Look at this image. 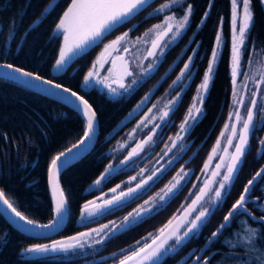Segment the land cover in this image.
Segmentation results:
<instances>
[{
    "label": "trees",
    "instance_id": "1",
    "mask_svg": "<svg viewBox=\"0 0 264 264\" xmlns=\"http://www.w3.org/2000/svg\"><path fill=\"white\" fill-rule=\"evenodd\" d=\"M50 2L51 0H0V62L15 65L46 79H53L84 96L96 113L98 137L92 151L60 175V185L67 200L68 219L58 234L50 238L25 236L11 228L0 215V264H107L108 259H96L119 251L155 232L176 213L186 200L227 119L232 90L231 4L230 0H185L184 5H192L185 32L164 52L156 69L133 91L112 98L95 84L83 89L81 84L84 76L104 44L126 31L130 37L139 36L161 21L162 14L151 11L166 0H150L148 5L126 23L106 34L97 45L74 56L58 73H53L52 68L61 46V36L56 35L53 38V29L71 0H58V6L43 19L39 27L34 30L31 27ZM251 8L253 22L247 36L244 56H247L252 47L260 50L264 57L262 0H251ZM205 12L208 15L202 21ZM219 27H222L223 45L203 101L204 114L187 133L189 144L185 152L158 182L138 198L131 200L126 206L105 212L101 217L78 224L77 219L83 203L136 172L134 167L120 169L110 173V177L98 187L87 190L112 159L110 154H106V150L118 136L108 137L109 132L126 117L128 118L119 132L124 133L131 129L136 121V115L130 116L132 110L140 107L147 97V103L150 104L162 96L195 49L191 67L195 70L194 74L159 131V141L153 155L158 153L164 141L177 133L179 124L183 121L196 87L204 75ZM10 31L14 35L11 41L8 40ZM58 113L62 118H56ZM258 122L260 124L256 125L249 137L248 150L224 199L206 225L194 239L186 241L177 251L164 256L159 264H187L220 224L246 182L261 166L264 161V143H260L264 140V112ZM84 125L81 116L64 105L0 78V190L27 218L38 223L51 219L52 206L47 188L48 165L56 154L80 139ZM181 166L191 170L190 177L161 210L115 234L102 244L94 245L89 253L69 256L57 253L31 258L21 254L30 245L50 242L121 218L162 189ZM250 198L256 199L255 202L246 204L252 217L242 211L234 216L205 253L204 257L210 254L209 264H264V177L254 185Z\"/></svg>",
    "mask_w": 264,
    "mask_h": 264
},
{
    "label": "snow or ice",
    "instance_id": "2",
    "mask_svg": "<svg viewBox=\"0 0 264 264\" xmlns=\"http://www.w3.org/2000/svg\"><path fill=\"white\" fill-rule=\"evenodd\" d=\"M178 3V0H166L165 3L159 5L154 11H163L165 8H169L172 5ZM149 4V0H71V3L67 9L63 12L59 21L55 24L53 29V38L57 34L63 35V42L59 48L58 56L54 63V69L60 70L63 66L73 57L78 54L83 53L86 49L91 46L97 45L106 34H110L111 31L115 30L118 26L126 23L131 17L134 16L141 8ZM242 4V9H241ZM232 5V17H231V31H232V45H231V75L233 83L234 96L237 92L236 87V77L241 71V58L245 50V43L250 32V28L253 22V12L251 10V0H231ZM58 6V0H51V2L46 5L43 10L41 17L38 18L34 24L31 26L33 30L43 22V19L53 11ZM184 16L173 23H168L167 26L162 30L159 29V25H154L153 28L157 29L154 38L151 40V47L147 51V58H153L152 62L148 64L147 68H141V73L144 76L149 75L154 68L158 66L159 58L164 55L165 49L170 46L172 42L181 34L182 30L187 26L189 18L192 12V5H188L187 9L184 10ZM208 13L205 12L202 17V21L207 17ZM166 20H174L175 17L168 16L165 17ZM223 19L221 18V25ZM199 27V25H197ZM149 32L152 29L148 30ZM128 32L123 33L116 40L111 42V45H105V52L101 53L97 57V60L93 63L92 68L84 76V82L88 85L91 81H95L96 84H102L111 93H117L118 90H123L124 93H128L132 90V87L138 84L140 81H133V85H126L124 83V78L132 76L133 73L129 70L127 62L122 63L121 71L115 73V79L110 76H105L100 78L98 68H103L104 63L101 61H107V50L118 45L125 37H127ZM168 37L169 39H165ZM14 39V35L10 31L8 40ZM147 42V41H145ZM222 43V27L217 31L216 35V47H213L211 58L208 61L207 68L205 70L202 83L198 86L197 96L194 97V103L190 106L188 113L186 114L183 122L179 125V130L177 131L174 138H170V146L168 151L164 152L161 156V160L167 157L168 152L172 151L173 148L177 147L179 142H181L192 127L199 121L203 113V101L206 97V93L209 88V84L214 72V66L219 55L218 47ZM128 48H124V52L127 53ZM195 51V50H193ZM193 57H189L188 62H185L184 67L181 69V74L177 77L173 84H176L189 70L190 62ZM113 67L109 69L110 73L116 68L115 61H112ZM0 69L6 71L0 72V77H3L11 81H19L22 85L26 86L28 89H36L40 93L46 94L48 96H54L51 90H56L58 93L65 94V98L60 99L67 104L74 105L73 107L79 110L81 116L86 120L83 128V135L80 139L73 144L70 148L61 151L58 155L54 156L48 167V178L49 184L52 190L53 199V219L47 224H37L31 219H28L16 207L13 203L5 198V193L0 191V204L6 206V211L10 210L11 214L21 222L23 225L30 226L32 228L48 229L55 227L62 217L67 213V200L64 191L60 187L59 180L57 179L59 170L62 165H65V161L68 156L74 152V150H82V154H86L94 141L96 135L97 125H96V113L93 110L91 104L84 96L79 95L76 91H73L69 87H65L61 83L55 82L53 79H45L39 74L33 72L25 71L23 68L15 67L12 64H0ZM143 78V77H142ZM259 83V82H258ZM113 85H116L115 87ZM171 87V86H170ZM256 94L253 93V99L251 101V106L247 109V116L241 121L240 110L236 109L235 113H230V117L235 115L238 122L242 123V127L237 129V124L232 123L230 126L226 123L225 128L231 127V135L228 136V144H233V137L238 135V140L234 144L235 151L227 159L224 155L220 156L221 163L216 165V170L213 171V177L221 176L219 180V186L216 187L214 195L210 197L211 207L204 206L202 201L205 200V196L210 190V183L208 181L204 182V186L200 188L199 192L196 194L195 198L192 199L191 203L183 209L179 215H174L163 228L159 229L158 234L152 238L150 244H144L143 247L138 248L137 251L132 252L131 256H124L123 259L119 260L118 264H159V260L162 256H167L170 253L177 251L186 241L194 239L199 231L204 227L209 219V217L214 213L216 208L219 206L220 202L227 191L228 186L233 181L243 157L248 150L249 137L256 127L254 121V114L257 105V100L255 98ZM55 97V96H54ZM180 97V93H177L176 97H173L168 101L165 106L166 110H163L159 116L161 122H166L167 118L172 111V106L175 105ZM146 98V97H145ZM59 99V98H58ZM70 100L71 103L67 101ZM198 100L200 107H195V101ZM234 104L243 103V97L241 96L239 100L234 99ZM155 107V105L153 106ZM151 112L152 109H149ZM56 118H62L61 114H56ZM162 125H157L153 128L152 134L141 140L136 144L127 156L120 162V165H124L131 161L132 157L138 155L141 150L153 140V136L157 131V128ZM223 134V133H222ZM220 143L218 138L217 144ZM264 143V140L260 141ZM225 153H227L228 148L225 147ZM215 149H213V153ZM260 153L258 152V155ZM179 157H174L172 160H168L166 163H160L159 167H156L150 175L143 176L145 169H141L138 175L143 176L134 187H129L127 191H120L118 194L112 195L111 199H105L102 204H97L93 201H89L87 204L81 207V218H94L98 213L110 212L113 206L120 208L126 206L132 199L138 198L140 190L144 192L148 191L152 185L162 177V175L168 170L176 159ZM211 160V156L209 157ZM207 167V162H206ZM222 167L226 168L222 174L219 169ZM116 167L109 164L105 167L104 171L100 176L93 182L94 185H99L103 183L110 177V173L115 170ZM189 175L188 172L184 171L183 166L177 172V174L172 178L168 184L164 186L159 192L154 196H150L147 200L143 202L142 205L133 209L127 215H125L122 220L118 222L109 221L107 224L101 225L99 228L90 229L87 232H81L77 236L71 237L72 242H53L51 247L48 245H33L28 248L27 252H47L51 251H68L74 248H84L86 243L89 246L92 244L99 245L105 240L112 238L115 234L121 233L127 230L130 226L138 224L143 221L145 217H148L159 210H161L166 203L174 197V195L181 189L183 182ZM258 177H264V167L259 169L251 179L248 180L247 184L244 186L243 192H241L240 197L231 205V208L223 216L222 222L217 226V228L211 232L208 242H211L214 238H218L221 231L227 227L234 218V216L241 210L245 209L248 202V193L251 191L253 184ZM136 176L130 177L129 181H135ZM195 187V185H194ZM120 185H116L110 191L116 193ZM199 206V207H198ZM264 219V217H262ZM19 228V225H17ZM92 233H96L98 238H92L89 242V237ZM251 239V237H249ZM207 257H204L205 264H207ZM196 264H200V258L196 257Z\"/></svg>",
    "mask_w": 264,
    "mask_h": 264
},
{
    "label": "rangeland",
    "instance_id": "3",
    "mask_svg": "<svg viewBox=\"0 0 264 264\" xmlns=\"http://www.w3.org/2000/svg\"><path fill=\"white\" fill-rule=\"evenodd\" d=\"M184 2H185V0H178L177 4L172 5L169 8H165L163 11H154L155 9H157V7H156L151 12L154 14L161 13L162 14L161 21L153 24L151 27H149L141 35L136 36V37H130L129 35H127V37H125L118 45L110 47L107 50V53H105L108 57L107 61L106 62L103 60L101 61L102 63H104V67L98 68L100 78H103L105 76H110L111 78L115 79V73L121 71L122 63L127 62L129 70L133 73V75L129 76V77H125L124 83L126 85H133V81L142 82L148 75L144 76L141 73V68H147L148 64L151 63L152 59H153L150 57L147 59L145 58V57H147V51L151 47V40L154 38L155 33L157 31V29H154L153 26L159 25L158 30L162 31L167 26L168 23L175 24L176 21L180 20L184 16V14H185L184 10L187 9V7L189 5V4L184 5ZM262 3L264 4V0H262ZM230 4H231V0H230ZM240 7L242 9V4ZM177 8H179V9L177 10ZM251 10H252V8H251ZM168 16H173V17H175V19L174 20H166L165 17H168ZM231 17H232V5H231ZM189 20H190V18H189ZM188 25H189V22H188L187 26L182 30L181 34L175 39V41L170 44V46L173 45L180 38V36L187 29ZM149 29H152V31L149 32L148 31ZM220 29H221V27L218 28V30H220ZM126 32H128V31H126ZM122 34L116 36V38L120 37ZM57 35L61 36V44H62V42H63L62 33L57 34ZM116 38L114 40H116ZM165 39L167 40L169 38L166 37ZM145 41H147V42H145ZM111 42L112 41H110V42H108L102 46V49H101L100 53L97 55V57L100 56L101 53L105 52V45H111ZM222 45H223V37H222V43L218 47L219 55L221 52ZM231 45H232V31H231ZM170 46H168L165 49V51ZM125 47L129 49V51L127 53L124 52ZM213 47H216V39H215ZM246 47H247V39H246V43H245V49H246ZM211 53H212V51H211ZM244 53H245V50H244ZM244 53H243L242 58H241V71H240V73H238V75L236 77L237 92H236L235 96H234V92H233V83H232L231 100H230V107H229L228 114H227V119H226V121H225L214 145L212 146V148H211V150H210V152H209V154H208V156H207V158H206V160H205V162H204V164L200 170V173L198 174L196 180L194 181V184H193L186 200L181 204V206L178 208V210L176 211V213L174 215H179L183 211V209L185 207H187L188 204L191 203L192 199L195 198V196L199 192L200 188L204 186L205 181H208L210 183V190L207 193V195L205 196V200L202 201V204L204 206L211 207L210 197L212 195H214L213 190L219 186V180L221 179V176L213 177V171L216 170V165L221 163V161H220L221 155H224L226 157L225 163L227 162V159L235 151L234 144L238 140V135L234 136L233 137V144H231V145L228 144V136L231 135V127L225 128V124L227 123L230 126L232 123H236L237 129L242 127V123L238 122L236 120L235 115L230 117L229 114L235 113L236 109L239 108L241 121L244 118H246L247 109L249 106H251V101L253 99V93L256 94L255 98L257 100V105H256V109H255V114H254V121H255L256 125L260 124V122H258V120L262 117V114L264 112V57H263V54L260 50H257V49L255 50L252 47L248 51V54L246 57L244 56ZM194 54H195V51H192V53L190 54V56L193 57V59H194ZM219 55L217 57L216 63L218 61ZM97 57L94 60V62L97 60ZM189 57L186 60V62H188ZM161 58L162 57L159 58V61L161 60ZM210 58H211V54H210L209 59ZM71 59L67 63H69L71 61ZM193 59L190 62V68L187 71V73L176 84L172 83L171 87H169L168 90L162 96L158 97L157 99L152 101L150 104L147 103L149 101V97H147L146 100L141 104V106L140 107L138 106L136 112L133 114V115H136V121H135L134 125L131 127V129H129L128 131H126L124 133L119 132V129L123 126V124L126 122V120L128 118V117H126V118H123L107 135L108 137L113 136V135L118 136L117 140L113 143V145L110 146L106 150V154H110L112 156V159L110 160L108 165L111 164L114 167H116L113 172H116L120 169H126V168L134 167V168H136V172L130 177L136 176L137 179L135 181H129L130 177H128L125 180L116 184V185H120V188L117 189L116 193H112L110 191L111 189H113L116 186L115 185L111 189H109V190L95 196L94 198L88 200L87 202L83 203L82 206L87 204L89 201H93L97 204H102L105 199H111L112 195L118 194L120 191H127V189L129 187H134L135 184L138 183L141 178H143V176L150 175L151 172L156 167H159V164L157 163V161H159L160 163H166L168 160H172L174 157L180 158L182 156V154L185 152V150L187 149L188 144H189L187 142V139H186L187 134H185L183 140L181 142H179L177 147L173 148L172 151L168 152L167 157H165L163 160H161V156L164 155V152L168 151V147L170 146V138H174L176 134L169 136L164 141V143L161 147V150L158 153L153 155V152H154V148H155L156 143L159 141V138H158L159 131H160L161 127L167 122V121L161 122L159 120V116L163 110H166L165 106L168 104V101L171 100L173 97H176L177 93H180V96H181L184 89L190 83L191 78H192L194 71H195L194 69H191ZM112 61H115L116 68L113 70V73H110L109 69L113 67ZM93 63L91 65V68L93 66ZM216 63H215V66H216ZM66 64H65V66H66ZM207 65H208V63H207ZM65 66H63V68ZM215 66H214V69H215ZM183 67H184V65H183ZM63 68H61V69H63ZM155 69L156 68H154V70ZM154 70H152V72ZM52 71H56L54 69V67H53ZM180 74H181V70L178 73L177 77ZM230 74H231V59H230ZM177 77L174 81L177 80ZM212 77H213V74H212ZM202 79H203V77H202ZM202 79H201L200 83L198 84V86L202 83ZM211 80H212V78H211ZM210 83H211V81H210ZM94 84L97 85L101 90H104L106 92L107 96L112 97V98L119 97L122 94H129L131 91H133V89L135 87L138 86V84L134 85L132 87V90L128 93H124L123 90H118V92L114 94V93H111L102 84H96L94 80L91 81L88 85L85 84L84 80L82 82L83 87H90L91 85H94ZM113 86L115 87L116 85H113ZM198 86L196 87L195 94L192 98L190 106L193 105L194 97L197 96ZM209 86H210V84H209ZM241 96L243 97V103L242 104L241 103L234 104L233 100L234 99L239 100V98ZM178 101H179V99L177 100L175 105L172 106V110L174 109V107L176 106ZM154 105H155V107H153ZM190 106L188 107V109L184 115V118H185L186 114L188 113ZM195 107H200V103L198 100L195 101ZM149 109H152V111L150 112ZM133 115H131V113H130V116H133ZM184 118H183V120H184ZM167 120H168V118H167ZM157 125H162V126L157 128V131L153 136V140L149 141V143L147 145H145V147L141 150V152L138 155L132 157L130 162H128L124 165H120V162L124 159L125 156L128 155V153L133 148L136 147V144L139 143L141 140H144L150 134H152L153 128L156 127ZM178 130H179V128H178ZM218 138L220 140L219 144H217ZM225 147L228 148L227 153H225V151H224ZM213 149H215L214 153H213ZM210 156H211V160H209ZM206 162H207V167H206ZM141 169H145L143 176L138 175L140 173ZM180 169H181V167L177 170V172ZM184 171L188 172L189 175L186 177V180L183 182V184L188 180V178L190 177V174H191V170H189V169H184ZM219 171L222 174L224 171H226V168L222 167L221 169H219ZM177 172L173 175V177L177 174ZM172 178L170 179V181H172ZM170 181H168V183ZM194 185H195V187H194ZM98 186L99 185H94L92 183L90 186H88L87 190H90V189L98 187ZM229 186H228V188H229ZM228 188H227V190H228ZM143 193H145L144 190H140V194H143ZM156 193H154L150 196H154ZM224 197H225V195H224ZM224 197H223V199H224ZM148 198H146L145 200H147ZM143 202L141 204H139L138 206L142 205ZM137 207H135V208H137ZM115 208H117V207L113 206L111 210H114ZM104 213L105 212L98 213L94 218H81V212H80V215L77 219V222L79 224H81L83 222H87V221L93 220L95 218L101 217ZM125 215H127V214H125ZM174 215L170 219H172L174 217ZM124 216H122L121 218H119L117 220H111V221L112 222H118V221L122 220V218ZM108 222H105V223L100 224L98 226L92 227L90 229L99 228L101 225L107 224ZM164 225L162 227H160L159 229L163 228ZM90 229H87V230H84L81 232H87ZM159 229L153 233H150V234L142 237L138 241L134 242L133 244H131V245L119 250V251H116V252L109 254V255L99 257L96 260L108 259L109 261L107 264H118L119 260L123 259L124 256H126V255L131 256L132 252L137 251L138 248L143 247L144 244H150L152 242V238H154L158 234ZM81 232H79V233H81ZM79 233H76V234H73L70 236H66V237H62L59 239H55V240L50 241V242L34 244V245H48L49 247H51L53 242L70 243V242H72L70 240V238L77 236V234H79ZM92 238H98L96 233H92L91 237H89V242ZM94 245L95 244H92L91 246H89V243H86L84 248H74V249H70L66 252L65 251H59V250H57V251L49 250L47 252H40V253L27 252L26 250L33 246V245H30V246L24 248L21 251V254L23 255V257H26V258L38 257V256H42V255H47V254H57V253L67 254L68 252H69L68 255H73V254H77V253L78 254H87L93 249ZM163 257L164 256H162L160 258V260Z\"/></svg>",
    "mask_w": 264,
    "mask_h": 264
},
{
    "label": "water",
    "instance_id": "4",
    "mask_svg": "<svg viewBox=\"0 0 264 264\" xmlns=\"http://www.w3.org/2000/svg\"><path fill=\"white\" fill-rule=\"evenodd\" d=\"M263 7H264V4H263ZM0 64H9V63H6V62H0ZM15 66V65H14ZM15 67H17V66H15ZM25 70V69H24ZM3 71H6V69L5 70H3V69H0V72H3ZM25 71H27V70H25ZM30 72V71H29ZM0 78H2V79H5V78H3V77H0ZM46 79V78H45ZM5 80H7V79H5ZM8 81H10V82H13V83H16V84H18V85H20V86H23V87H25V88H27L26 86H24V85H22L19 81H11V80H8ZM28 89V88H27ZM29 90H31V91H33V92H35V93H37V94H39V95H41V96H44V97H46V98H49V99H51V100H53V101H56V102H58V103H60V104H62V105H64L65 107H67L68 109H70V110H72V111H74V112H76L78 115H80L81 116V114H80V112H79V110H77V109H75L73 106L74 105H70V104H67L66 102H64V101H62V100H60V99H63V98H65V94H63V93H58V92H56V90H51L52 91V93L54 94V96H48V95H46V94H43V93H40L38 90H36V89H29ZM59 98V99H58ZM68 103H71V101L70 100H68L67 101ZM137 108L138 107H135L134 109H133V111L131 112V115H133L135 112H136V110H137ZM81 118L84 120V123H86V120L81 116ZM96 125H97V130H96V135H95V137H94V141H93V144H92V146H91V148H90V150L86 153V154H83L81 157H79L81 154H82V150H74V152L72 153V154H70L69 156H68V158H67V160L65 161V165H62V168L59 170V173H58V176H57V179L59 180V183H60V175L62 174V172L65 170V169H67L68 167H70L71 165H73V164H75L76 162H78V161H80L82 158H84L85 156H87L91 151H92V149L94 148V146H95V143H96V141H97V137H98V131H99V125H98V119H97V116H96ZM77 142V141H76ZM75 142V143H76ZM74 143V144H75ZM73 145V144H72ZM71 145V146H72ZM71 146H69L68 148H70ZM67 149V148H66ZM64 151V150H63ZM59 154V153H58ZM58 154H56V155H58ZM55 155V156H56ZM52 160V159H51ZM50 163H51V161H50ZM50 163H49V165H50ZM49 165H48V167H49ZM262 167H264V161H263V163L261 164V166L256 170V172L259 170V169H261ZM255 172V173H256ZM254 173V174H255ZM253 174V175H254ZM252 175V176H253ZM252 176H251V178H252ZM250 178V179H251ZM261 177H258L257 178V180L255 181V183L253 184V186H252V189H253V187H254V185L259 181V179H260ZM248 182V181H247ZM247 182H246V184H247ZM245 184V185H246ZM244 185V186H245ZM60 187H61V185H60ZM47 188H48V195H49V199H50V202H51V206H52V217H51V219L50 220H52L53 219V216H54V213H53V207H54V204H53V199H52V190H51V186H50V184H49V178H48V169H47ZM62 189V188H61ZM252 189H251V191H252ZM243 190H244V187H243V189H242V192H243ZM1 191V190H0ZM251 191L248 193V202L247 203H249V202H255L256 201V199L255 198H250V193H251ZM241 194V193H240ZM239 197H240V195H239ZM238 197V198H239ZM5 198H6V196H5ZM237 198V199H238ZM7 199V198H6ZM14 206V205H13ZM15 207V206H14ZM231 208V206L229 207V209ZM6 209V206H3L2 204H0V215L3 217V219L8 223V225L11 227V228H13L14 230H16V231H18L19 233H21L22 235H25V236H29V237H32V238H50V237H53V236H55L56 234H58L63 228H64V226L66 225V223H67V219H68V208H67V213L64 215V217H62L61 218V220L58 222V224L55 226V227H52V228H48V229H40V228H32V227H30V226H26V225H23L21 222H19L15 217H14V215L13 214H11V212H10V210H8V211H6L5 210ZM228 209V210H229ZM18 210V209H17ZM228 210H227V212H228ZM19 211V210H18ZM240 211H242V212H244L246 215H248L249 217H252V214H251V212L249 211V209L247 208V207H245V209H241ZM29 219V218H28ZM49 220V221H50ZM223 220V219H222ZM222 220H221V222H222ZM49 221H47V222H44V223H38V222H36L37 224H47ZM35 222V221H34ZM220 222V223H221ZM17 225H19V228L17 227ZM224 230V229H223ZM222 230V231H223ZM221 231V232H222ZM221 234V233H220ZM211 235V234H210ZM210 237V236H209ZM208 237V238H209ZM208 238L205 240V242L203 243V245L200 247V249L197 251V253L192 257V259L187 263V264H196V257H199L200 258V264H205V261H204V254H205V252H206V250L211 246V244L217 239V238H214L211 242H208ZM208 259H209V255L208 256H206ZM208 259H207V264H209L208 263Z\"/></svg>",
    "mask_w": 264,
    "mask_h": 264
},
{
    "label": "bare ground",
    "instance_id": "5",
    "mask_svg": "<svg viewBox=\"0 0 264 264\" xmlns=\"http://www.w3.org/2000/svg\"><path fill=\"white\" fill-rule=\"evenodd\" d=\"M67 64H68V63H67ZM67 64H66V65H67ZM64 66H65V65H64ZM65 67H66V66H65ZM65 67H64V68H65ZM52 69H53V68H52ZM52 72L55 73L56 71H52ZM81 86H82V84H81ZM82 88H83V89H87L88 87H83V86H82ZM199 249H200V248H199ZM199 249H198V250H199ZM198 250H197V251H198ZM207 250H208V249H207ZM207 250H206V252H207ZM206 252H205V253H206ZM196 253H197V252H196ZM204 255H205V254H204ZM208 255L210 256V254H208ZM208 255H206V256H208Z\"/></svg>",
    "mask_w": 264,
    "mask_h": 264
},
{
    "label": "crops",
    "instance_id": "6",
    "mask_svg": "<svg viewBox=\"0 0 264 264\" xmlns=\"http://www.w3.org/2000/svg\"><path fill=\"white\" fill-rule=\"evenodd\" d=\"M84 223V222H83ZM82 224V223H81Z\"/></svg>",
    "mask_w": 264,
    "mask_h": 264
}]
</instances>
